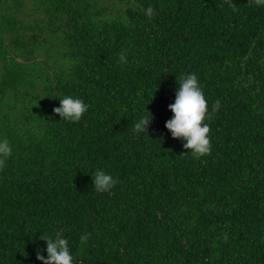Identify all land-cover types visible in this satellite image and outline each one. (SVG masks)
<instances>
[{"label": "trees", "instance_id": "obj_1", "mask_svg": "<svg viewBox=\"0 0 264 264\" xmlns=\"http://www.w3.org/2000/svg\"><path fill=\"white\" fill-rule=\"evenodd\" d=\"M191 73L199 158L165 127ZM65 95L79 122L54 113ZM0 138V264H41L56 231L74 264H264V0H0Z\"/></svg>", "mask_w": 264, "mask_h": 264}, {"label": "clouds", "instance_id": "obj_2", "mask_svg": "<svg viewBox=\"0 0 264 264\" xmlns=\"http://www.w3.org/2000/svg\"><path fill=\"white\" fill-rule=\"evenodd\" d=\"M155 14L152 7L146 9V15L151 18ZM120 62L127 63L123 52L120 55ZM60 104L54 109L60 120L68 122H79L88 111L89 105L78 97L65 95L59 99ZM169 109L174 114L166 122L165 127L170 131L173 138H182L186 141L183 145L185 149H190V154L196 158L204 156L210 152V125L206 123L208 118V102L202 90V86L196 74H185L178 79L175 101L170 104ZM220 107L217 100L212 111L215 112ZM151 117L140 116L132 126L136 135L147 130ZM12 154V146L6 138H0V167ZM92 177L93 188L98 193L111 192L117 183V179L110 173L102 169H97ZM88 233L80 236L82 244L89 238ZM39 240L46 242V247L38 249L37 260L41 264H74V257L70 249L69 240L63 231H56L53 235L39 234ZM46 252L47 255L43 253Z\"/></svg>", "mask_w": 264, "mask_h": 264}]
</instances>
